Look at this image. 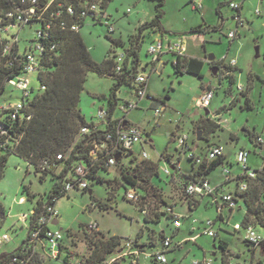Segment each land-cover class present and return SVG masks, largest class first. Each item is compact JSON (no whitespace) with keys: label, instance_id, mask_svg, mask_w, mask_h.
<instances>
[{"label":"rangeland","instance_id":"374dc122","mask_svg":"<svg viewBox=\"0 0 264 264\" xmlns=\"http://www.w3.org/2000/svg\"><path fill=\"white\" fill-rule=\"evenodd\" d=\"M233 0H204L200 10L192 9L189 0H163V15L161 17L162 26L169 31L167 37L171 43L183 39L185 53L193 57H203L213 55L215 58L226 60L233 59L235 67L233 68L234 83L247 88V96L252 101L253 107L250 109L240 108L243 99L234 97L230 99V94L225 95L229 82L224 76L210 74L207 68L202 72V79L191 74L177 75L174 73L172 65L167 62L164 68L158 72L150 73V59L147 56V47L149 38L142 43L139 57L140 65L138 70L144 68V73L149 76L148 94L139 102L136 109L128 112V120L138 126L143 135L147 138L146 143H139L133 147V155L139 154L143 149L148 153L149 159L158 161L160 154L171 153V162H175L180 172H190L195 164L188 159L186 154L180 153L176 142L170 139L167 133L176 129V134H186L188 144L192 151L203 156L205 149L209 144L215 143L222 147L225 156L223 165L235 172L239 169L235 161V152L244 148L249 151L247 165L256 169L262 164L264 156V147L258 146L255 142L256 137L264 139V0H245L241 12V25L235 21L236 11L228 5ZM155 0H110L104 8V13L108 16L113 32L108 33L107 27L102 23L92 19L85 20L79 28L82 37L93 60L102 61L109 48L110 39L127 40L128 35L134 33L139 25L150 21L155 15ZM221 3L220 11L223 19L216 12L218 4ZM256 9L259 14H256ZM219 25L218 30L207 32H191V28L200 23ZM230 30L237 31V37L229 41L227 33ZM109 37V38H108ZM20 47H28V40L33 38V29L26 28L20 33ZM230 47V48H229ZM116 52L122 51V47H115ZM171 59H174L170 55ZM30 87L37 89V80L35 74L28 76ZM202 84L211 85L214 90V97L211 100L207 110L210 114L221 113L222 128L209 135L202 134L203 138L196 139L198 130L197 122L202 117H207L205 109L195 107L194 100L199 95ZM111 81L108 77L99 76L94 72H88L83 90L80 94L78 104L81 114L86 121H97V112L101 106L107 107L106 100H99L94 94L102 93L107 95L110 90ZM10 97L11 101L20 99L21 91L9 86L4 98ZM167 96V97H166ZM119 102L126 99H133L131 90L127 86H121L117 91ZM153 98H158L164 102L160 116L154 114L150 107ZM240 98V97H239ZM121 112L115 109L113 116H118ZM255 135L253 142L250 141L248 133ZM149 133V135H148ZM231 163V164H230ZM126 164V161H125ZM163 163H159L161 170ZM168 165V163H167ZM62 165L57 169L40 176L34 172V168L25 160L15 154L7 156L3 175L0 179V204L6 211V215L0 226V233H7L10 237L8 243L0 245V252H10L16 249L27 236L26 224L20 222L17 216L27 213L29 209L36 205L37 200L45 202L55 177ZM159 170L158 183L164 188L163 193L168 202L177 203L176 210L184 212L187 207L180 202L179 190L173 184H165L169 177ZM222 165L209 173L210 179L214 182L221 179ZM120 167L110 168L107 172L100 171L99 176L104 179L102 184L89 181L91 193L84 190L72 189L66 195L61 196L55 202V208L58 211L56 223L50 224L53 230H60L63 234V243L68 244L70 233H75L79 240L75 245H68L69 250L63 248L61 257L53 259L49 257V251L43 254L41 264H73L76 258L86 252L85 240L86 234L82 232V225L90 221L98 224V229L105 235H116L124 240L126 238L138 239L139 242H148V234L155 233V243L159 244L158 234L164 231V236L172 237L173 226L170 220L162 217L159 222H145L140 211L124 198V188L117 186L113 182L115 177L119 176ZM119 178V177H118ZM156 178V177H155ZM160 180V181H159ZM120 181V179H119ZM113 185V188L110 186ZM26 186L28 192L33 194L28 197L23 191ZM232 185L224 186V191ZM24 197V203L20 198ZM94 198V199H93ZM96 204L92 210H86L85 207L91 202ZM106 204L107 208L99 206V202ZM244 214V205L242 201L236 203L231 213L223 211V222L217 220V211L214 206L207 203L204 199L196 210L192 212V218L198 222L204 219L216 220L214 230L218 232L219 238L213 239L206 235H200L197 243L188 238L182 243V250L166 253L167 264H189L193 259L200 258L203 250L208 257L212 258V264H221V251L216 249L220 240L228 244L230 256L229 262L234 264H264V237L255 247L252 253L251 247L244 242V229L239 232L233 231V225L240 223ZM200 226V223H197ZM255 230L264 236V222L255 226ZM189 221H183L180 232L176 235L178 238L190 236L188 232ZM202 228V226H201ZM196 233V232H195ZM192 233V234H195ZM139 235V236H137ZM201 248H198V245ZM153 249L147 246L146 250ZM253 249V250H254ZM72 253L67 262H64L62 256ZM139 264H153V262L139 256Z\"/></svg>","mask_w":264,"mask_h":264},{"label":"built area","instance_id":"2783aa9c","mask_svg":"<svg viewBox=\"0 0 264 264\" xmlns=\"http://www.w3.org/2000/svg\"><path fill=\"white\" fill-rule=\"evenodd\" d=\"M203 1L204 0H189V3L192 9L200 10ZM18 3L16 7L0 8V60L5 58L0 64L10 68L17 66V72L7 78L5 86H7V88L11 86L21 91L20 99L17 101H11L10 95L6 98H4L5 95L0 96V154L9 151L12 146L17 143V139L9 133L10 128L16 120L29 119V116L24 112L25 106L35 93L44 89L38 81L37 89L30 87L28 76L30 74H35L37 80V73L41 68V55L45 48L44 42H49L52 30L58 26L62 30L68 29L77 32L80 28L79 25L76 22L69 24L67 21L70 17L75 16L79 19L89 18L99 23L104 21L108 33L113 32L111 24L108 21V16L104 13V8L100 5V1L80 0L78 7H75L72 3H68L66 0H45L44 2L41 0H18ZM228 5L231 9L236 11L235 20L237 21V25H240L242 22L238 11L241 4L239 2L230 1ZM255 13L259 14V11L256 9ZM27 27L33 29V38L28 40L30 43L28 47L25 46L21 48L20 33ZM236 37L237 31L230 30L227 33V38L230 42L235 40ZM53 46L54 45H49V48L51 49ZM146 53L150 59V73H152L157 71V64L160 62L164 53L173 54L174 61L176 56L184 55V46L181 40L175 43L169 42L164 44L161 39L157 38L149 43ZM115 56V61L117 62L115 71L119 73L124 57L120 52H116ZM234 65L235 61L233 59L227 62L220 60L219 69L223 72L221 75L228 73L225 67H233ZM147 77L143 68V71L137 74L134 86L131 89L133 99L123 100L116 105L115 109L121 112L118 116H113V114L110 116L107 108L104 106L98 109L96 116L97 121L93 122L102 124V129L106 130L105 136L102 140H95L91 143L92 147L88 153L89 162H81L74 165L70 178L62 181L60 193L67 194L72 189H88L89 181L92 182V180L89 179V176L92 175L91 168L95 164H97L99 168L102 167L109 170L110 168L117 167L118 164L126 165L132 159L134 162L149 160L148 153L143 149L136 156L133 155V147L139 143H146L147 138L143 135L138 126L127 121L128 112L132 109H136L139 102L148 94L146 85ZM243 90V86L236 84L233 87V91H231L229 96L231 97L230 99L238 97ZM214 93L215 90L211 85L206 84L203 86L200 94L194 100L195 107L207 110L214 97ZM152 109L156 116H160L163 111L162 106H156ZM208 115V119L214 120L219 125L222 124L221 113L216 111L210 114L208 111ZM108 125L110 127L105 129ZM97 128L98 126L94 123L92 130H96ZM80 132L86 133L89 132V129L87 127H82ZM170 139L176 142L177 149H179L180 153L186 154L187 158L192 160L195 165L201 164L204 161L209 162L223 155L222 147L215 143L206 147L202 157L196 155L188 144V136L186 134L180 135L173 133ZM256 142L263 145L264 139L257 137ZM248 154L249 151L243 148L235 152L234 156L239 166V172L234 176L231 174L227 165H222V182L220 185L225 182L234 181L235 188L232 192L218 191V186L212 185L208 179L182 182L179 178L180 169L178 165L174 162L166 161L161 154L157 162L159 164L162 161L163 165L161 170L158 167V172L160 170L169 177V182L179 190L178 193L181 202L186 204L189 209L200 203L203 198L208 197L209 204L214 206L217 211L216 219L223 222V211L227 210L229 213L233 211L236 203L239 201L237 194L244 192L247 188V180L255 178L256 176L255 170L247 165ZM116 155H119L118 158H115ZM62 159V154H57L54 158L44 157L40 159L38 164L34 167V172L36 171L38 174L42 175L53 168L56 165L55 162ZM110 187L113 188V185ZM124 191V198L134 205L143 216H150L152 212L163 211L170 217V222L175 229L181 228L184 218H190L191 231L196 232L190 240L194 241L196 237L200 235H206L213 239L218 238V232L214 230V223L216 220L207 218L198 222L195 218H192L190 214L178 213L173 203L165 205L162 208H156L152 198L145 197L135 187H128V189ZM50 201L53 202V200ZM20 202L24 203V197L20 198ZM36 206L37 204L29 209L27 213H22L17 216L20 222L26 224L27 236L18 248H16L18 249L17 252L10 256L5 264H35V258H43L46 249L49 251L50 258L59 259L63 248L69 250L67 246L75 245L76 241L79 240L75 233L69 232L71 236L70 241L68 244L64 245L62 232L50 228V224H54L58 216V211L54 203L48 204L46 201H41L42 212L37 218L33 219L34 208ZM95 207L96 204L93 201L87 205L85 209L92 210ZM197 223L201 225L198 226ZM81 228L83 234H91L100 231L95 221L85 223ZM232 228L235 232L244 229V241L247 245L252 247L257 246L263 239V236L251 225L243 226L240 222L235 223ZM9 241L10 237L7 233H0V245L8 243ZM184 241H186V239L182 241H173L172 238L164 236L159 244L154 243L150 245L153 249L147 251L146 248L149 241L139 242L136 238H126L121 240L120 246L105 259L103 264H139L138 259L141 254L150 259L153 264H167L166 253L169 252L171 248L178 247ZM65 256L69 259L72 253L69 252ZM63 257L64 256H62V258ZM85 259L86 252L80 254L73 264H85ZM189 264H212V258H196Z\"/></svg>","mask_w":264,"mask_h":264},{"label":"trees","instance_id":"16d2710c","mask_svg":"<svg viewBox=\"0 0 264 264\" xmlns=\"http://www.w3.org/2000/svg\"><path fill=\"white\" fill-rule=\"evenodd\" d=\"M44 2L45 0H41ZM78 7L80 0H66ZM82 1V0H81ZM100 1V5L105 8L110 0H91ZM155 15L154 17L139 25L136 31L128 35L127 40L123 42L121 39H110V48L105 58L97 62L92 59L79 30L77 32L71 30H62L56 26L49 37V42L45 43V48L41 55V68L37 73V81L44 89L35 93L31 100L25 106L24 112L29 116V119H20L13 122L10 128L11 135L17 139L9 151L0 154V179L3 175L4 165L7 156L15 154L25 160L33 168L38 164L39 160L44 157L54 158L57 154H62L63 159L55 162L56 165L49 171L43 173V176L59 165H62L52 186L47 193L46 203L51 204L56 202L58 198L66 194L60 193L62 181L70 178L76 163H88V153L91 149V143L95 140H102L105 136L106 130L97 128L92 130L94 126L93 121H86L81 114L78 104L80 101V94L83 90L84 83L88 72H94L99 76L109 77L113 83L107 95L100 94L96 97L100 100L107 101V110L109 115L113 114L116 105L119 103L117 98V91L121 86H127L130 90L134 86V81L140 64L139 52L142 43L145 41L147 34L158 32L163 34L169 32L161 24V17L163 15V0H155ZM18 0H0V8H11L18 5ZM221 3L218 4L216 12L220 17ZM85 20L79 19L75 16L70 17L68 23L76 22L81 27ZM219 25L208 26L199 24L191 28V32H207L209 30H218ZM49 45H54L51 49ZM122 47L120 53L124 59L121 64V71H115V47ZM5 58L0 60V63ZM220 61L213 60L209 62L211 68L216 69V74L220 78L225 77L228 79L229 86L225 90V95L231 94L233 91V83L235 81L232 75L233 68L230 66L225 67L228 72L221 75L223 72L219 69ZM173 71L177 75L191 74L202 79V68L204 62L196 57H187L185 55H178L175 60L171 62ZM17 72V66L12 68L2 66L0 64V96L5 95L7 86L5 81L11 77L13 73ZM147 85V82H146ZM247 88L240 92L238 99H243V104L240 108L250 109L253 107L252 101L247 96ZM167 97V96H166ZM240 97V98H239ZM157 103L164 105L162 100L153 98L151 108H154ZM199 132L209 135L221 126L214 120L202 117L197 122ZM87 127L89 132L81 133L80 129ZM110 126H106L105 129ZM251 142L254 141V133H248ZM200 138H203L200 136ZM199 138V139H200ZM257 138V137H256ZM256 142V139H255ZM257 143V142H256ZM258 146L263 147L264 144L257 143ZM210 145V144H209ZM166 161L170 162L167 154H161ZM263 163L259 168L254 169L256 172L255 178L247 180V188L244 192L237 194L239 200L244 205V214L241 220L243 226L251 225L254 228L259 223L264 222V156L262 157ZM225 160L224 155L219 156L209 162H202L195 165L190 172H180L179 178L182 182L195 181L197 179H207L211 173L219 165H223ZM136 162V161H135ZM130 160L126 165L118 164L120 167L119 178L114 179L113 182L127 190L128 187H135L145 197H150L155 203L156 208H162L169 205L163 193L164 188L158 184V162L150 160H141L135 163ZM194 164V163H193ZM100 171L107 172L108 169L98 167L95 164L91 168L92 175L89 179L92 182L102 184L104 179L99 176ZM35 173H37L35 171ZM156 177V178H155ZM154 178L156 181L152 182ZM120 179V181H119ZM160 181V180H159ZM165 184H170L168 181ZM23 191L27 193L28 197H32L26 188L23 186ZM84 191L90 192L88 188ZM92 192V191H91ZM90 192V193H91ZM94 199V198H93ZM50 200H53L51 202ZM55 201V202H54ZM37 206L34 208L33 219L37 218L42 212L41 201L37 200ZM99 206L107 208L108 206L101 201ZM6 211L0 204V226ZM162 217L170 220V217L163 211L152 212L150 216H143L145 222H159ZM86 259L85 264H103L105 259L110 256L121 244V238L116 235H105L98 231L91 234H86ZM139 236V235H137ZM148 246L155 243V233L148 234ZM164 238L163 232L158 234V239L161 241ZM245 242V241H244ZM264 246V243H263ZM217 248L221 251V264H229L228 257L231 253L228 250V244L220 240ZM215 248V249H217ZM14 249L10 252H0V264H5L10 256L17 252ZM43 258H35V264H41ZM64 262L68 261V257L64 256Z\"/></svg>","mask_w":264,"mask_h":264},{"label":"crops","instance_id":"0c3cea01","mask_svg":"<svg viewBox=\"0 0 264 264\" xmlns=\"http://www.w3.org/2000/svg\"><path fill=\"white\" fill-rule=\"evenodd\" d=\"M234 2H239L240 4H241V6H240V8H239V11H238V14H239V17H240V19H241V12H242V7H243V4H244V1L245 0H233ZM204 2V1H203ZM220 4V3H219ZM220 10V9H219ZM220 14H221V11H220ZM221 16H222V14H221ZM221 19H223V17H221ZM236 21V20H235ZM200 24H205V25H208V26H213V25H211V24H208V23H206V22H204V23H200ZM236 24H237V21H236ZM199 25V24H198ZM215 25V24H214ZM241 25V24H240ZM197 26V25H196ZM166 30V29H165ZM169 32H166V33H163V34H159L158 32H154V33H149V34H147V36H146V38H149L150 39V41L149 42H151L152 40H154V39H157V38H159V39H161L162 40V42L164 43V44H167V43H171V39H169L168 37H167V35H169L168 34ZM132 34V33H131ZM180 40L183 42V39L182 38H180ZM183 46H184V42H183ZM230 48V47H229ZM170 55H172L173 56V54H170V53H164L163 55H162V57H161V59H160V62L157 64V67H156V69H157V71L158 72H160L163 68H164V66H165V64L167 63V62H172L173 61V59H171L170 58ZM184 55L185 56H187V57H193V56H191V55H189V54H186L185 53V46H184ZM207 57L208 56H203V57H196V58H198V59H200V60H202L203 62H204V65H203V68H202V71H201V73L204 71V69L205 68H207V71L210 73V74H212V72H211V67H210V65H209V62H208V60H207ZM213 60H216V61H220V60H224V61H228V60H226V56L225 57H223V58H215L214 57V59ZM231 60V59H230ZM140 65V64H139ZM235 67V65L232 67V68H234ZM140 71H143V68H141V70ZM151 74V73H150ZM150 74H149V76H150ZM233 75V74H232ZM148 76V77H149ZM148 77H147V80H148ZM109 78V77H108ZM110 79V81H111V84H110V86L112 85V83H113V81H112V79L111 78H109ZM206 85V84H205ZM204 84H202L201 83V88H200V91H199V94H200V92H201V89H202V87L203 86H205ZM149 83L147 82V92L149 91ZM100 94H102V93H96V94H94V96H97V95H100ZM197 98V97H196ZM100 100V99H99ZM208 111V110H207ZM113 113H114V111H113ZM128 115V114H127ZM127 121L128 122H130L129 120H128V117H127ZM93 123H95L97 126H98V128H100V129H102L103 128V126H102V124L101 123H96V122H93ZM131 123V122H130ZM220 126H222V125H220ZM176 129H174V130H172L171 132H169V133H167V135L168 136H171L173 133H176L177 132V128H178V125H176V127H175ZM222 128V127H221ZM148 135H149V133H148ZM244 149V148H243ZM168 156H169V158H170V162H171V153H166ZM225 157V156H224ZM150 161H152V162H154L153 160H151V159H149ZM226 160V159H225ZM227 161V160H226ZM228 162V161H227ZM173 163V162H172ZM175 163V162H174ZM231 164V163H230ZM230 172H231V174L234 176V175H236L238 172H239V169H237L235 172H233V170H231L230 169ZM119 177V176H118ZM118 177H115L116 179H118ZM209 181H210V183L212 184V185H216V186H218V191H222V192H232V191H234V188H235V183H234V181H229V182H225V183H223L222 185H220V183L222 182V177H221V179H219V180H217V181H212L211 179H210V177H208L207 178ZM151 181L152 182H154V181H156L154 178H152L151 179ZM159 184V183H158ZM233 184V187H232V189H228L227 191H224V189H223V187L226 185V186H228V185H232ZM161 186V185H160ZM204 199H207V203L209 204V202H208V197H205V198H203L202 199V201L204 200ZM201 201V202H202ZM239 201H241V200H239ZM168 202V201H167ZM180 202H181V200H180ZM200 202V203H201ZM168 203H171V202H168ZM200 203H198L196 206H194L193 208H188L187 207V205H186V207H187V209L184 211V212H182V211H177L176 210V206H177V203H173L174 204V206H175V210L178 212V213H181V214H192V212L194 211V210H196L197 209V207L199 206V204ZM181 204H183L182 202H181ZM184 205V204H183ZM192 216V215H191ZM189 221V230H188V232L190 233V236H184V237H181V238H178L176 235L181 231L180 230V228L179 229H175V228H173V233H172V236H175L176 238L175 239H172L173 241H182V240H185L186 239V241L188 240V238H191V237H193L195 234H192V233H195V231L194 232H192L191 231V221H190V218H184L183 219V221ZM54 223H56V221L54 222ZM182 225H183V222H182ZM182 227V226H181ZM160 232H163V234H164V231L162 230V231H160ZM198 237L199 236H197L196 237V239L193 241L194 242V244H196L197 243V239H198ZM264 237V236H263ZM172 238V237H171ZM218 238H219V235H218ZM186 241H184L183 243H185ZM192 241V240H191ZM198 245V244H197ZM251 247V251H252V253L255 251V249L252 247V246H250L249 245V248ZM18 248V247H17ZM198 248H201V246L200 245H198ZM216 246L214 245V251L212 252V255H215V253L217 252L216 251ZM254 249V250H253ZM179 250H182V244L181 245H179L178 247H174V248H171L169 251H173V252H176V251H179ZM5 252V251H4ZM6 252H8V251H6ZM229 253H230V251H229ZM202 257H208L207 256V254H206V251H204L203 250V253H202V256L200 257V258H202ZM220 260H221V258H220ZM138 262H139V259H138ZM212 263H213V261H212Z\"/></svg>","mask_w":264,"mask_h":264},{"label":"water","instance_id":"95a60500","mask_svg":"<svg viewBox=\"0 0 264 264\" xmlns=\"http://www.w3.org/2000/svg\"><path fill=\"white\" fill-rule=\"evenodd\" d=\"M213 59H214V56H213V55H211V54L208 55V57H207L208 62L213 61ZM211 72H212L213 75H215V74H216V69H215V68H211ZM205 111H206V113L208 112L206 109H205ZM199 138H200V132L197 131L196 139L198 140ZM263 147H264V146H263ZM118 156H119V155H116L115 158H118Z\"/></svg>","mask_w":264,"mask_h":264}]
</instances>
